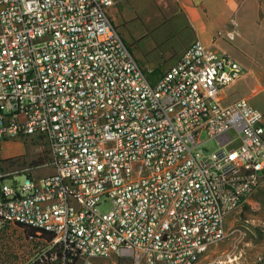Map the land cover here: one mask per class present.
Segmentation results:
<instances>
[{"label":"built area","instance_id":"2783aa9c","mask_svg":"<svg viewBox=\"0 0 264 264\" xmlns=\"http://www.w3.org/2000/svg\"><path fill=\"white\" fill-rule=\"evenodd\" d=\"M115 2L0 0V142L50 150L18 188L0 173V232L22 264H195L264 186V113L221 103L244 67L194 40L151 82L107 15Z\"/></svg>","mask_w":264,"mask_h":264},{"label":"rangeland","instance_id":"374dc122","mask_svg":"<svg viewBox=\"0 0 264 264\" xmlns=\"http://www.w3.org/2000/svg\"><path fill=\"white\" fill-rule=\"evenodd\" d=\"M133 12L131 10L130 13H123V18L117 16L119 33L130 46L138 62L148 63L158 69L166 67L172 62L174 52L187 37L182 23ZM146 74L151 81L158 76L148 72ZM229 133L233 134V131ZM200 138L202 140L206 138L205 132L201 133ZM203 147L207 153H211L216 150L217 144L214 139H209L203 143ZM49 154V145L42 137L26 136L3 140L0 143V156H3L0 158V173L8 174L1 182L18 188L26 177L22 169L48 162ZM53 171L54 166L51 164L32 170L36 178L49 175ZM260 189L250 205L238 208L224 218L226 237L212 244L195 264H264V189L261 191ZM99 208L107 211L110 209V201H102ZM14 239L12 234L9 240L14 243ZM35 243L33 239L26 243V257ZM105 260L107 259H93L96 264ZM22 261H24L22 257L11 254L5 264H22Z\"/></svg>","mask_w":264,"mask_h":264},{"label":"crops","instance_id":"0c3cea01","mask_svg":"<svg viewBox=\"0 0 264 264\" xmlns=\"http://www.w3.org/2000/svg\"><path fill=\"white\" fill-rule=\"evenodd\" d=\"M131 10L165 21H180L187 33L166 67L158 69L138 62L146 72L158 75L154 81L147 76L151 82L159 80L192 41L214 44L245 69L239 79L222 89L221 103L246 98L264 113V0H116L106 12L117 28V16L123 18V13Z\"/></svg>","mask_w":264,"mask_h":264},{"label":"trees","instance_id":"16d2710c","mask_svg":"<svg viewBox=\"0 0 264 264\" xmlns=\"http://www.w3.org/2000/svg\"><path fill=\"white\" fill-rule=\"evenodd\" d=\"M26 235L30 237L34 234L33 228H26ZM29 235V236H28ZM11 234H3L0 232V264H5L9 259V255L16 254L14 250V245L9 240ZM19 257V256H18Z\"/></svg>","mask_w":264,"mask_h":264}]
</instances>
